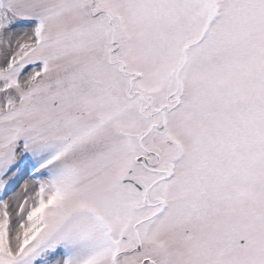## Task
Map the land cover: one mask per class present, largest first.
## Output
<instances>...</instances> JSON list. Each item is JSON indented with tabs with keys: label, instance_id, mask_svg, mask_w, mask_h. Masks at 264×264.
<instances>
[{
	"label": "snow or ice",
	"instance_id": "6c2138e0",
	"mask_svg": "<svg viewBox=\"0 0 264 264\" xmlns=\"http://www.w3.org/2000/svg\"><path fill=\"white\" fill-rule=\"evenodd\" d=\"M0 264H264V0H0Z\"/></svg>",
	"mask_w": 264,
	"mask_h": 264
}]
</instances>
